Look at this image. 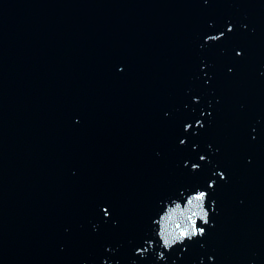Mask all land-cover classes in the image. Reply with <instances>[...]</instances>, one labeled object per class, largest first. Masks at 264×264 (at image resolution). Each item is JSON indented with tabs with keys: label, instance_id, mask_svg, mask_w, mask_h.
<instances>
[{
	"label": "water",
	"instance_id": "1",
	"mask_svg": "<svg viewBox=\"0 0 264 264\" xmlns=\"http://www.w3.org/2000/svg\"><path fill=\"white\" fill-rule=\"evenodd\" d=\"M133 261L264 264V0H0V264Z\"/></svg>",
	"mask_w": 264,
	"mask_h": 264
},
{
	"label": "clouds",
	"instance_id": "2",
	"mask_svg": "<svg viewBox=\"0 0 264 264\" xmlns=\"http://www.w3.org/2000/svg\"><path fill=\"white\" fill-rule=\"evenodd\" d=\"M204 3H208V0H204ZM211 23L212 22H210V25ZM244 27H246V25ZM227 30L232 31L233 26L229 24ZM223 35V32L219 33L218 35H210L206 37V42L216 41L222 38ZM241 54L242 52L240 50H237V55ZM194 100H198V98H194ZM196 125L199 127H203V123L200 120L196 121ZM191 128V124L185 125V131H188ZM185 142V139H182L180 141L181 144H184ZM206 159L207 158L204 155L200 156L201 161H204ZM199 167L200 165L198 164H192L193 170H198ZM219 175L221 179H226V176L222 171L219 172ZM214 183L215 181H210L208 187H213ZM208 195L209 194L207 190L197 188L195 191L187 193L186 198L183 200L172 198L170 201L163 202L162 211L159 213L158 218L154 219L153 223L155 225H158L155 234L158 236L160 247L164 251H170L172 247L176 246L177 244H184L186 240L191 241L193 238H202L204 235H206V227L200 225L214 224V222L210 219L211 212L207 207ZM213 211H215L214 208ZM104 213L106 217L110 215L107 208H104ZM93 227L95 229L96 225H94ZM146 244L148 245V247H145L143 249H136V253L140 254L142 257L147 254L149 249L154 244V241H146ZM164 251H159L157 253V259L166 260ZM209 259L211 260L213 258L209 257ZM132 264H136V262L133 261Z\"/></svg>",
	"mask_w": 264,
	"mask_h": 264
}]
</instances>
